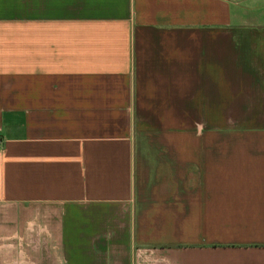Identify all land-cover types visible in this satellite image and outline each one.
I'll list each match as a JSON object with an SVG mask.
<instances>
[{
	"label": "crops",
	"instance_id": "crops-1",
	"mask_svg": "<svg viewBox=\"0 0 264 264\" xmlns=\"http://www.w3.org/2000/svg\"><path fill=\"white\" fill-rule=\"evenodd\" d=\"M0 264H264V0H0Z\"/></svg>",
	"mask_w": 264,
	"mask_h": 264
}]
</instances>
